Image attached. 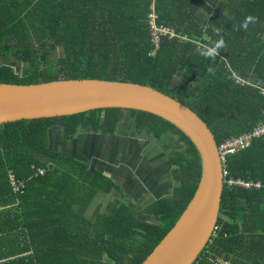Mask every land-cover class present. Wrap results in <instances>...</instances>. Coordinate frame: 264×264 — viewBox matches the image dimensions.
Returning a JSON list of instances; mask_svg holds the SVG:
<instances>
[{
	"label": "trees",
	"instance_id": "obj_1",
	"mask_svg": "<svg viewBox=\"0 0 264 264\" xmlns=\"http://www.w3.org/2000/svg\"><path fill=\"white\" fill-rule=\"evenodd\" d=\"M151 6L157 26L174 34L160 36L156 50L147 18ZM248 15L258 22L247 31L235 30ZM214 28L222 30L226 46L206 59L196 49L218 39ZM58 49L61 55L54 57ZM0 54L21 64L15 72L0 63V83L139 82L188 106L216 146L250 136L247 146L224 157L215 229L192 264L219 259L264 264V135H252L264 123V0H0ZM124 111L137 136L155 141L151 145L168 144L162 148L172 193L140 208L114 200L106 211L96 208L89 215L97 193L115 198L121 192L104 172L119 161L117 151L109 152L110 165L87 164L68 154V144L78 130L113 136ZM8 173L22 181L21 192L11 190ZM199 176L200 160L190 140L147 111L96 108L0 125V205L35 201L31 209L26 204L11 209L17 216L43 218L22 224L35 234L29 235L35 264H141L179 218ZM230 180L252 185H229Z\"/></svg>",
	"mask_w": 264,
	"mask_h": 264
},
{
	"label": "water",
	"instance_id": "obj_2",
	"mask_svg": "<svg viewBox=\"0 0 264 264\" xmlns=\"http://www.w3.org/2000/svg\"><path fill=\"white\" fill-rule=\"evenodd\" d=\"M138 109L167 120L193 144L200 176L172 228L141 264H192L215 228L222 163L213 136L188 106L149 85L101 78L0 83V125L14 120L70 115L96 108Z\"/></svg>",
	"mask_w": 264,
	"mask_h": 264
},
{
	"label": "crops",
	"instance_id": "obj_3",
	"mask_svg": "<svg viewBox=\"0 0 264 264\" xmlns=\"http://www.w3.org/2000/svg\"><path fill=\"white\" fill-rule=\"evenodd\" d=\"M152 7V6H151ZM153 8V7H152ZM154 11V8H153ZM155 13V12H154ZM156 15V14H155ZM148 18V17H147ZM167 28V27H166ZM128 111H124V116ZM124 123V122H123ZM119 130V127L117 131ZM117 131L113 136L105 135L99 136L94 134L93 132L85 133L83 131L78 130L77 136L72 139V141L68 144V154L72 156L76 161L79 162H86L87 164H92L93 162L104 163V165H110V156L109 152L116 150L112 141L116 139ZM81 133H83V138L80 137ZM135 134V133H131ZM87 135V136H86ZM90 136V137H89ZM85 138L89 140L88 142L85 141ZM149 139L147 138L146 141ZM151 142V141H150ZM149 142V144H150ZM91 153L87 152L90 151ZM82 151H84V155H82ZM88 153V155H87ZM142 159L141 153L136 157V161H140ZM130 159L124 162V165L130 162ZM113 165V163H111ZM131 164V166H133ZM130 167L133 168V167ZM114 167V166H113ZM133 173L129 174L128 183L130 184V188H134L133 191L128 187H124L121 189V192L124 193L129 201L133 202L137 207H144L148 203L152 202L153 200L162 197L168 196L172 193V186L168 188V192L164 194L162 191L163 188L160 186L159 188L162 190L160 195H157L156 188L151 189L150 185L144 183L143 179L140 177L139 173L135 171V166L133 169ZM106 177H110L108 174H105ZM118 179V178H117ZM127 185V184H126ZM125 185V186H126ZM141 185L143 188L142 190L138 188ZM151 184V186H153ZM112 193H97L93 200L89 204L88 214L96 209L99 208L101 212L106 211V207L108 206L111 201H114L115 198L106 200V197ZM164 194V195H162ZM26 197V196H25ZM114 197V195H113ZM103 198V201L99 202L98 199ZM105 201V202H104ZM28 205L29 209L34 207L35 201L32 198H25L23 201L19 202L16 199L14 202L10 204L0 205V264H35L34 253H33V244H31V240L29 235H35L32 229H29V234L26 232L22 227V224L26 223H33L35 221L41 222L43 218L33 219V216L30 215H16L12 213V210L16 208V205ZM20 206L18 209H20ZM73 207H77L78 204H72ZM23 210L26 214V209L22 206ZM6 209H9L6 211ZM12 209V210H11ZM8 212V213H5ZM32 232V233H30ZM222 262L218 260L217 263Z\"/></svg>",
	"mask_w": 264,
	"mask_h": 264
},
{
	"label": "rangeland",
	"instance_id": "obj_4",
	"mask_svg": "<svg viewBox=\"0 0 264 264\" xmlns=\"http://www.w3.org/2000/svg\"><path fill=\"white\" fill-rule=\"evenodd\" d=\"M60 55L61 49H58V51H55L53 54L54 57H59ZM0 63H4L6 65L11 66L15 72H18V69L21 67V64H19L17 61H15L9 56L4 57L2 54H0ZM133 122L134 120L133 118H131L128 112L126 116L123 117L121 125H119V130L117 131L116 135L117 138L112 141L117 151V158L119 159L118 162H115V159L114 164L112 165V167L114 166V171L117 173L116 177L118 178V183L121 189H123L124 187H128L129 189H131V191H133L134 188L129 187L130 184L128 182L130 180H128L127 178L129 174L133 173V169L135 166V171L139 173L144 183L150 185L151 189L156 188V191H158L156 193L157 195L161 194L162 190L159 188L160 186L164 190L162 192L166 194L168 192L169 186L173 187L174 185L171 178V167L168 165V160L166 157L167 150L165 148H162V146L168 144L160 140L159 142H156L155 145H151L152 142L155 141L149 139L146 136H137L134 129L131 128L133 127ZM80 137L83 138V133H81ZM147 138L149 139L148 141H146ZM174 139L175 138L173 137V140ZM85 141L88 142L89 140L85 138ZM179 146L180 145L176 143L173 145V147ZM158 149H161L162 151L158 152ZM87 152L91 153V151ZM83 153L84 151H82V154ZM139 153H141L142 159L140 161H136V157L139 155ZM121 156H123V159L120 158ZM127 159H130L131 161L124 165V162L127 161ZM133 163L134 165L131 166V164ZM129 166L133 168L130 169ZM153 183L154 185L151 186V184ZM121 184L124 186H122ZM138 188L142 190L143 187L139 185ZM108 198L109 200H111L114 197L113 195L109 194L108 197H106V200H108ZM115 200L120 202L124 201L128 203L130 199H127L126 195L124 193H121L119 195H116ZM98 201H103V198H99ZM218 264L224 263L219 262Z\"/></svg>",
	"mask_w": 264,
	"mask_h": 264
},
{
	"label": "built area",
	"instance_id": "obj_5",
	"mask_svg": "<svg viewBox=\"0 0 264 264\" xmlns=\"http://www.w3.org/2000/svg\"><path fill=\"white\" fill-rule=\"evenodd\" d=\"M148 18H149L148 26H149V29L151 31L152 42L154 43V46H155L154 48L156 50L158 48L160 36H168L169 38H171L174 36V34L171 30H169L166 27L157 26V24L155 22L156 15H155L152 7H151L150 14H148ZM252 135H254V136L264 135V123L259 125L257 128H255ZM250 139H251L250 136L244 135V136H241V137L234 139L232 141H226V142L218 145L217 151H218V156H219L221 163L223 162L224 157L227 154H233V153L239 151L240 149L244 148L245 146H247ZM43 173H44L43 170H39V175H42ZM222 175H223V172H222ZM7 176L9 178L11 190L13 192H21V188L23 185L22 181L14 179L11 173H8ZM227 184H229V185L237 184L238 186H242V187H249L250 185H252L251 183H245V182L239 181V180L238 181H231L230 180V181H227ZM254 185L256 187L259 186L258 183L254 184Z\"/></svg>",
	"mask_w": 264,
	"mask_h": 264
},
{
	"label": "clouds",
	"instance_id": "obj_6",
	"mask_svg": "<svg viewBox=\"0 0 264 264\" xmlns=\"http://www.w3.org/2000/svg\"><path fill=\"white\" fill-rule=\"evenodd\" d=\"M257 22V17L248 15L238 27H235V30L239 31L242 28L247 31L249 24H255ZM213 31L216 33L218 39L212 41L210 45H205L202 48L196 49L197 54L205 57L206 59L214 58L218 51L226 46L223 35L221 34L222 30L220 28H214ZM208 72L213 73V68L211 67V65L208 67Z\"/></svg>",
	"mask_w": 264,
	"mask_h": 264
},
{
	"label": "flooded vegetation",
	"instance_id": "obj_7",
	"mask_svg": "<svg viewBox=\"0 0 264 264\" xmlns=\"http://www.w3.org/2000/svg\"><path fill=\"white\" fill-rule=\"evenodd\" d=\"M114 163V162H113ZM105 174H108L109 176H110V178L115 182V183H117L118 185H119V183H118V180H117V173L114 171V169L113 170H111V171H106V169H105ZM122 185V184H121ZM120 186V185H119ZM122 186H124V185H122Z\"/></svg>",
	"mask_w": 264,
	"mask_h": 264
}]
</instances>
